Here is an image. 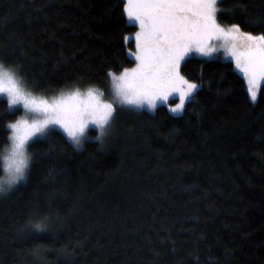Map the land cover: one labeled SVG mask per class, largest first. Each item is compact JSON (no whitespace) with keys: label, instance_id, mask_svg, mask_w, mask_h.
<instances>
[{"label":"trees","instance_id":"obj_1","mask_svg":"<svg viewBox=\"0 0 264 264\" xmlns=\"http://www.w3.org/2000/svg\"><path fill=\"white\" fill-rule=\"evenodd\" d=\"M219 7L264 33V0ZM135 31L123 0H0V63L36 94L98 88L135 64ZM181 74L202 87L178 115H122L103 146L94 130L79 150L58 130L31 144L27 180L0 194V264H264V90L250 102L220 57ZM19 113L0 99V158Z\"/></svg>","mask_w":264,"mask_h":264},{"label":"snow or ice","instance_id":"obj_2","mask_svg":"<svg viewBox=\"0 0 264 264\" xmlns=\"http://www.w3.org/2000/svg\"><path fill=\"white\" fill-rule=\"evenodd\" d=\"M123 2L124 13L139 26L135 33L136 50L132 54L136 65L125 68L119 75L108 73L112 100H105L104 92L94 87L86 92L76 88L48 100L33 95L15 70H6L0 63V94L6 93L9 110L22 105L31 114L30 118L7 125L11 129L10 147L2 157L5 176L0 177V194L14 190L27 180L35 158L29 150L31 144L49 140L57 129H62L68 142L79 150L87 139L89 125L99 130L95 139L103 146L111 134L114 114L123 106H129L128 110H141L145 106L154 110L158 101H168L169 96L178 93L179 103L170 111L181 112L202 87L181 74L185 58L191 52L212 56L217 51L211 43L213 40L223 41L225 53L231 56L247 81L251 101L257 102L264 90V33L254 35L242 31L239 24L219 23V15L227 11L219 7L223 0ZM58 150L52 144L49 154ZM52 216L51 211L45 212L36 204L29 219L30 223L40 221L36 227L43 230L50 227Z\"/></svg>","mask_w":264,"mask_h":264},{"label":"rangeland","instance_id":"obj_3","mask_svg":"<svg viewBox=\"0 0 264 264\" xmlns=\"http://www.w3.org/2000/svg\"><path fill=\"white\" fill-rule=\"evenodd\" d=\"M125 15H126V14H125ZM126 19H127L128 24H131V25L136 26V31H135V33H136L137 31H139V26H138L134 21H130V20L128 19L127 15H126ZM135 33L129 36V38L133 39V40H134V43H135V49H134V51L132 52V54H133V53L135 52V50H136ZM211 43H212L214 46L217 47V51L214 52V53L212 54V56H207V57H206V56H201V55H200L199 53H197V52H191L187 57H189V56H200V57H206V58L220 57V58H223V59H226V60H231V61L234 63V68H235L236 72H237L238 74H240V75L244 78L243 73H242L238 68H236V66H235V62H234V60H232L231 56H228V55L225 53L224 48L222 47L223 41L213 40ZM187 57H186V58H187ZM132 58H133L134 61H135V56H134V55H132ZM186 58H185V59H186ZM135 65H136V61H135V64H134L131 68L135 67ZM5 69H6V68H5ZM129 69H130V68H129ZM6 70H9V69H6ZM120 73H121V72H120ZM120 73H118L117 75H119ZM244 81H245L246 89H247V91H248V84H247V81L245 80V78H244ZM25 86H26V85H25ZM110 86H111V80L107 81L106 84L103 85L102 87H98V89H100L102 92H104V99H105V100H112V99H113V97L109 95ZM26 88H27L29 91H31V92L33 93V95H36V96H42V97H44L45 99H48V100H52L54 97H57V96H59V95L62 93V92H59V93L54 94V95L36 94V93H34V91L31 90L28 86H26ZM89 88H90V87H89ZM94 88H97V87H94ZM69 91H72V90H69ZM80 91H81V92H86L87 89H80ZM64 92L66 93V92H68V91H64ZM248 96H249V94H248ZM0 99H3V100H5V101L7 102V95H6V93H5V94H0ZM249 100H250V102H252L251 99H250V97H249ZM176 103H179V94H178V93H173L171 96H169L168 101H158V102H157V106H158V105H164V106H167V109H168V111H169L171 114H173V115H178V114H180L183 110H182L181 112H178V113H173V112L170 111V108H171V107H175V104H176ZM186 103H187V102H186ZM252 103H253V102H252ZM7 104H8V102H7ZM128 107H129V106H123V109H122V110H118V111L115 112V114H114V115H115V119H114V121L112 122V129H113V127H114V122H116V120H117L118 117H120V116H122V115H128V114H136V113L140 112V111L143 110V109L148 110V109L146 108V106H145L143 109H141V110H128ZM117 108H118V109H121V106H120V105H117ZM11 110H19V111H20L17 120H18V119H21V118H30V116H31V114H30V113H27V111L23 108L22 105H16V106H15L13 109H11ZM149 111H152V110H149ZM112 129H111V131H112ZM57 130L63 134V130H62V129H57ZM90 130H94V131H96V135L94 136V138H95V137L98 135V133H99V130H98L94 125H89L88 129H86V136H87V133H88ZM10 136H11V129H10L9 137H10ZM65 137H66V135H65ZM66 138H67V137H66ZM8 147H10V140H9V139H8V144H7L6 148H5V150H6ZM5 150L1 153V158H0V160H1V168H2V174H1L0 177L5 176V173L3 172V161H2V157H3V155L5 154Z\"/></svg>","mask_w":264,"mask_h":264}]
</instances>
